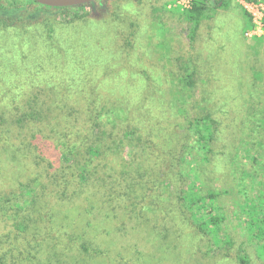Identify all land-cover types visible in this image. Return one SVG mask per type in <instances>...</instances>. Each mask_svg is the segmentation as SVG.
I'll list each match as a JSON object with an SVG mask.
<instances>
[{
	"label": "rangeland",
	"instance_id": "obj_1",
	"mask_svg": "<svg viewBox=\"0 0 264 264\" xmlns=\"http://www.w3.org/2000/svg\"><path fill=\"white\" fill-rule=\"evenodd\" d=\"M16 1L19 7L25 4L23 0ZM176 1L106 0L103 7L82 5L50 20L41 15L27 17L35 8L25 4L22 12L0 24V102L12 98L16 86L35 87L41 76L50 79L58 90L70 88L79 93L84 109L88 110L90 127L98 111L110 108L131 111L127 121L123 114L116 113L117 128L109 134L116 141L129 135L144 159H148L150 149L156 155L169 157L174 154L179 139L176 124L184 122V114L178 115L171 107L174 89L182 88L171 82L168 72L177 71L173 62L176 57L192 58L197 71L195 91L188 92L191 98L186 108L192 117L201 114L200 111L210 113L217 124L207 172L212 187L228 191L219 200L227 216L224 230L227 229L234 242L230 256L212 258L204 254L205 240L177 209L176 195L182 187L177 167L174 170L172 164L165 163L155 174L160 178L165 172L162 188L170 194L159 200L157 220L149 216L139 219L137 214H132L129 220L122 215L116 197L109 203L114 193H102V197L86 199L76 206L62 196L55 209L51 206L46 211L40 209L49 214L42 217L43 221L28 220L25 233L14 231L11 222L8 226L2 224L0 239L4 244L0 246V254L9 253L5 257L7 264H59L63 260L62 252L66 254L67 250L77 255L83 241L111 249L113 257L116 255L112 264H126L119 261L117 251L126 253L129 264H238L236 247L245 242L252 263L261 264L252 247L240 236L238 202L244 200V189L252 197L250 185L264 189V122L260 123L264 117L260 113L255 119L248 116L246 105V100H258L264 110V42L258 44L257 38L242 33L246 20L238 0L215 2V9L201 23L202 34L196 36L193 46L183 33L184 25L176 20L166 21V18L164 22L156 21V25H145L146 15L151 10L154 13L153 8L165 4L171 7ZM257 1L264 4V0ZM10 2L13 1L0 0L3 6ZM162 32L169 52L157 45L163 39ZM249 66L261 69L250 80ZM65 129V137H77L72 130ZM88 130L80 137L85 138ZM150 133L158 135L154 147L152 144L140 147V141L147 142ZM115 147L117 156L127 160L125 150ZM39 150L45 159L52 153L50 146ZM19 156L20 171L16 176L11 166L0 168V194L11 192L22 199L24 185L33 184L37 171L27 165L33 157ZM134 164L140 168L143 165L146 171V164L136 160ZM139 173L145 175L141 170ZM48 182L44 184V181L43 185L48 187ZM69 240L72 245L68 244ZM77 256L83 264H98V260Z\"/></svg>",
	"mask_w": 264,
	"mask_h": 264
},
{
	"label": "trees",
	"instance_id": "obj_2",
	"mask_svg": "<svg viewBox=\"0 0 264 264\" xmlns=\"http://www.w3.org/2000/svg\"><path fill=\"white\" fill-rule=\"evenodd\" d=\"M12 1L10 5L0 4V24L5 23L6 19H11L16 13L22 12L25 4L35 8L26 15L27 17L41 15L45 20L80 7L50 8L26 0H23L25 4L19 7L16 5V0ZM102 1L89 5L93 7L95 4L101 7ZM216 1L218 0H193L189 9L169 7L167 4L153 8L154 13H151V10L146 15L145 25L155 24L156 21L164 22L166 18V21L176 20L184 25L183 33L190 46H193L196 36L202 34L201 23L214 11ZM156 13L158 17L153 18ZM243 16L246 24L242 33L245 34L251 28V21L246 13L243 12ZM162 37L157 45L169 52L168 44L164 41L165 32H162ZM256 41L261 44L264 38H257ZM176 58L173 62L177 71L169 70L168 73L171 82L175 81L178 86L180 85L185 95L182 96V89L179 87L174 89L171 107L178 115L184 114V122L176 124L179 127V139L174 154L169 157L163 154L156 155L150 149L148 159H144V156L137 152L138 145H132L129 135L127 139L123 137L116 141V137L109 134L111 129L117 128L118 121L114 119L116 113L123 114L127 121V114L132 115L131 111L127 113L124 108L98 111L90 127L88 110L84 109L77 91L70 88L58 90L51 85L50 79H43L41 76L35 87L16 86L13 92L11 91L12 98L6 97L0 102V168L9 165L16 170L13 173L16 176L20 171L18 160L20 156L17 157V154H22L26 158L33 157L27 161L29 162L27 165L33 166L37 176L33 184L24 185L25 196L22 199L10 194L11 192L0 194V228L3 223L8 226L11 222L10 227H13L14 231L25 233L28 229V220L32 219V222L36 223L43 221L42 217L48 214L43 213L48 210L47 206L55 209L62 196H66L70 203L76 206L82 205L86 199L92 201L90 198H100L102 193H114L109 203L112 202L113 197H116L118 199L116 203L120 204L119 208L123 211L122 215L129 220H132V214H137L139 219L149 216L150 219L157 220L160 215L159 200L164 194H170V191L162 188L166 182L165 172L160 178H157L155 173H159L165 163H170L174 170L177 167L182 183L180 192L176 195L177 209L195 233L205 240L204 254L212 258L229 257L234 242L227 229L224 230V226L225 228L227 226L225 225L227 216L219 200L223 199L228 191L212 187L207 172L213 154L217 124L210 113L200 111L201 114L192 117L187 112L186 105L191 98L188 92L195 91L197 71L192 58L183 56ZM258 71L260 73L261 69L249 66V80L252 74ZM246 102L248 116L255 119L260 113V116L264 117L263 105L260 101L250 99ZM263 122L264 120L261 119L260 123ZM64 128L66 131L72 130L77 137H65ZM86 128L89 130L84 134L85 138L80 137ZM157 139L158 135L150 133L147 142L143 139L140 141V147L147 144H152L154 147ZM48 146L52 147V153L45 159L39 148ZM115 146L117 149L125 150V154L128 155L127 160L117 156L113 149ZM135 160L146 164L144 165L146 171L142 168L143 165L140 168L139 165L134 164ZM253 160L256 162V157H253ZM139 170L145 172V175L150 171V174L146 175L149 179H146L145 175L142 176ZM43 174H46V177ZM50 180L54 181L48 182ZM47 182L49 186L45 187L43 183L47 184ZM249 189L252 197L247 196L248 192L244 189V200L238 202L241 214L237 215L239 219L241 218L240 236L252 247L261 264H264V189H260L255 184L250 185ZM145 190L151 195H147ZM1 239L0 246L4 244ZM68 244L72 245V240H69ZM71 245H67L69 246L67 248L72 250ZM165 245L170 244L165 243ZM244 245L245 242L236 247L235 260L238 264H253ZM110 250L108 247L92 246L83 241L76 251L79 256H87L92 261L98 260V264H112L116 255L113 257ZM117 252L119 261L124 260L129 264V260L125 259L126 253ZM7 255H9L7 251L0 254V264H7L5 259ZM77 255L66 250V254L61 253L63 260L59 264H83Z\"/></svg>",
	"mask_w": 264,
	"mask_h": 264
},
{
	"label": "built area",
	"instance_id": "obj_3",
	"mask_svg": "<svg viewBox=\"0 0 264 264\" xmlns=\"http://www.w3.org/2000/svg\"><path fill=\"white\" fill-rule=\"evenodd\" d=\"M192 1L178 0L171 7L189 9ZM238 3L251 21V28L244 35L249 38H264V4L260 1L247 0H238Z\"/></svg>",
	"mask_w": 264,
	"mask_h": 264
},
{
	"label": "water",
	"instance_id": "obj_4",
	"mask_svg": "<svg viewBox=\"0 0 264 264\" xmlns=\"http://www.w3.org/2000/svg\"><path fill=\"white\" fill-rule=\"evenodd\" d=\"M50 8H71L87 5L100 0H26Z\"/></svg>",
	"mask_w": 264,
	"mask_h": 264
},
{
	"label": "flooded vegetation",
	"instance_id": "obj_5",
	"mask_svg": "<svg viewBox=\"0 0 264 264\" xmlns=\"http://www.w3.org/2000/svg\"><path fill=\"white\" fill-rule=\"evenodd\" d=\"M105 1H106V0H103V1H102V2H103V6H104ZM94 3H95V2H94ZM103 6H101V7H103ZM93 7L95 8V7H99V6H97V5L94 4Z\"/></svg>",
	"mask_w": 264,
	"mask_h": 264
}]
</instances>
